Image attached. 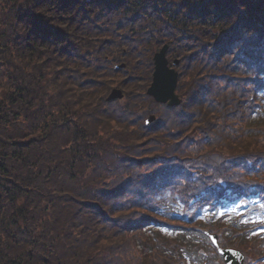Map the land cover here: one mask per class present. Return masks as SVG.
Returning <instances> with one entry per match:
<instances>
[{
  "label": "trees",
  "instance_id": "16d2710c",
  "mask_svg": "<svg viewBox=\"0 0 264 264\" xmlns=\"http://www.w3.org/2000/svg\"><path fill=\"white\" fill-rule=\"evenodd\" d=\"M164 45L178 106L146 95ZM0 79V264H214L212 231L261 264L264 222L215 215L264 207V0H0Z\"/></svg>",
  "mask_w": 264,
  "mask_h": 264
},
{
  "label": "rangeland",
  "instance_id": "374dc122",
  "mask_svg": "<svg viewBox=\"0 0 264 264\" xmlns=\"http://www.w3.org/2000/svg\"><path fill=\"white\" fill-rule=\"evenodd\" d=\"M167 47H168V45H167ZM166 59H167V57H166ZM152 61H153V58H152ZM175 61H177V60H175ZM177 63H178V61H177ZM168 65L171 67V65L169 63H168ZM176 66H174L172 68L175 70V67ZM115 67L118 68V69H123V68H125V65L124 64H118V65H115ZM153 68H154V66H153ZM152 74H153V71H152ZM3 82L4 81L0 79V91L2 90V84H3ZM177 82H178V77H177ZM151 84H152V75H151V81H150V84H149L147 90L150 88ZM114 86H117L116 81H115ZM176 87H177V84H176ZM113 90H119V89L118 88H113L110 91V93L105 98V101L108 102V103L113 102V101H116V100H119L120 101L123 98V96H122L121 99L108 100V98H109V96H110V94L112 93ZM147 90H146V95H147ZM119 91H121V90H119ZM175 95L178 96V94L176 93V88H175ZM99 97L100 96L97 94L96 95V98L97 99H100L101 97L100 98ZM153 102L156 103L154 100H153ZM156 104H158V103H156ZM151 116H154V115H151ZM155 119H156V117H155ZM253 188L255 190L254 192H259V190L257 189V187H255V185L253 186ZM256 194H258V193H256ZM173 203H174V201L173 202L170 201L169 202V205L170 204H173ZM177 203L178 202H176L175 204H177ZM163 205H166V204L163 203ZM262 206H264V205H262ZM263 208L264 207H261V209H262L261 211L262 212L259 213V215L252 214L251 216H249V215H246L247 213H245L243 209H239V208L237 209L236 207H232V208H229L226 211L218 212L215 215L216 216L215 218H218V219L219 218H223L222 224L228 222L232 218V221H234L235 225L238 224V226H243L244 225V227L245 226H247V227H255L256 225L262 224L264 222V209ZM243 212L245 213L246 217L241 218L240 217L241 216L240 214H244ZM261 216H262V219L263 220L256 219V218H259ZM235 225H233V226H235ZM160 231L161 232H158V235H157V232H155V233L152 232V229L146 231V234H148L150 237H152V240L154 242V245H151V250H149V256L152 255V253L155 251V247H156V249L158 251V255L159 254L162 255V256L165 255V258H168V255L171 254V252H169V248L173 247V245H174V239L173 238H176V237H179L180 238V233H182L183 230L180 229V227L179 228L162 227ZM228 232H229V235H230V233L232 232V230L227 231V233ZM193 233H194V235L192 236L193 241L194 240L195 241L198 240V244L199 245H197V244L194 245V246H198L197 249L200 250V249L203 248V246H205V248L208 247L210 250L213 249L212 247H209L210 242H209L208 238L207 237H204L203 235H199V233L197 234V229L196 228L193 230V232L191 231L189 234H193ZM211 233L212 234H215L214 235V238H215V241H216V244L215 245L218 248H222V249H226V248L235 249V250L239 251L243 255L244 259L245 258H247L248 260H251V259L254 260L255 259L253 255L247 253V250H248L247 247H249L251 245V243L244 244L245 246H243V245H239V242L236 241L233 238H230L228 240L227 234H225V235L222 236L220 232H214V231H212ZM159 234H161V235H159ZM246 234H248V233H245L244 235H242V237H244V236L246 237ZM249 234L250 235L248 237H246L248 240L250 238H253V237L254 238L257 237V236L259 237L257 240H255V242L259 244V247H262V248H260V254L259 255H264V226H263L262 229L255 230V232H251ZM167 237H169V239H167ZM189 239H191V238H189ZM165 240H169V241L166 242ZM160 246H161V248L164 247V246L167 247V251L165 252L163 249H159L158 247H160ZM139 248H140V246H138L136 248V250L140 254V249ZM195 249H196V247H194V250ZM215 250H216V248H215ZM216 252H217V250H216ZM217 254H218V252H217ZM184 255L186 256V259L185 260H180V255L173 254L172 255L173 256L172 260H173L174 264H192V263L198 264L201 261L200 259H198L199 257L197 258V256H196V259H194V260L191 261V258H188L187 254H184ZM219 257L220 258H218L216 256V261H215L214 264H224L221 255H219ZM248 260H246V261H248ZM262 261H261V264H264V259Z\"/></svg>",
  "mask_w": 264,
  "mask_h": 264
},
{
  "label": "water",
  "instance_id": "95a60500",
  "mask_svg": "<svg viewBox=\"0 0 264 264\" xmlns=\"http://www.w3.org/2000/svg\"><path fill=\"white\" fill-rule=\"evenodd\" d=\"M167 45L163 46L153 56V74L152 84L147 90V95L152 97L158 104H166L168 106H178L180 104L179 96L175 95V88L177 84V72L172 68L178 63L174 61L171 67L168 65L166 59ZM122 92L119 90H113L108 100L121 99ZM154 116H148L145 120V125H149L154 122ZM211 242L215 245L216 241L214 236L210 237ZM217 252L221 255L224 264H243V255L231 248H217Z\"/></svg>",
  "mask_w": 264,
  "mask_h": 264
}]
</instances>
